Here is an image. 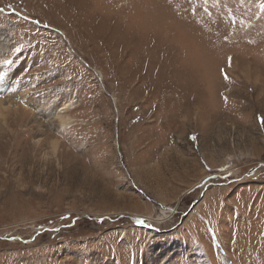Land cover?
Segmentation results:
<instances>
[{"label":"rangeland","instance_id":"374dc122","mask_svg":"<svg viewBox=\"0 0 264 264\" xmlns=\"http://www.w3.org/2000/svg\"><path fill=\"white\" fill-rule=\"evenodd\" d=\"M0 264H264V0H0Z\"/></svg>","mask_w":264,"mask_h":264},{"label":"bare ground","instance_id":"6f19581e","mask_svg":"<svg viewBox=\"0 0 264 264\" xmlns=\"http://www.w3.org/2000/svg\"><path fill=\"white\" fill-rule=\"evenodd\" d=\"M69 107H70V105H66V107L63 108V109H64V110H68ZM59 120H60L59 123H61V124H60L61 126H68V125H70L71 123H73L71 120L69 121V118L62 117L61 114H60ZM136 217H137V216H136ZM141 218H142V217H141ZM142 219H143V218H142ZM138 221H139V218H137V223H139ZM141 221H142V220H141ZM141 224H142V223H141Z\"/></svg>","mask_w":264,"mask_h":264},{"label":"snow or ice","instance_id":"6c2138e0","mask_svg":"<svg viewBox=\"0 0 264 264\" xmlns=\"http://www.w3.org/2000/svg\"><path fill=\"white\" fill-rule=\"evenodd\" d=\"M4 63H5V64H8V63H10V61L5 60Z\"/></svg>","mask_w":264,"mask_h":264},{"label":"water","instance_id":"95a60500","mask_svg":"<svg viewBox=\"0 0 264 264\" xmlns=\"http://www.w3.org/2000/svg\"><path fill=\"white\" fill-rule=\"evenodd\" d=\"M139 223H142V221L139 219V221H138ZM136 223H137V220H136Z\"/></svg>","mask_w":264,"mask_h":264}]
</instances>
